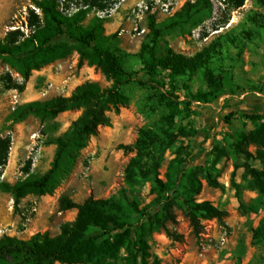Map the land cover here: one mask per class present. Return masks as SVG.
<instances>
[{"label": "rangeland", "instance_id": "rangeland-1", "mask_svg": "<svg viewBox=\"0 0 264 264\" xmlns=\"http://www.w3.org/2000/svg\"><path fill=\"white\" fill-rule=\"evenodd\" d=\"M91 1L95 5H91L84 24L92 16L101 15L103 33H115L118 38V47L124 56L123 67L137 71L135 81L122 88L128 103L107 111L110 125L99 126L88 137L64 180L50 194H29L15 209L11 194L0 191V238L7 235L26 240L36 233L57 235L60 226L76 216L71 214V209L60 208L61 199H70V196L80 201L90 196L115 197L126 203L135 202L141 208L157 196L152 178L164 180L170 161L178 154L184 157L185 153L192 152L196 155L193 165L207 169L214 166L212 171L218 186L208 185L200 171L199 192L185 196L195 204L208 202L221 212V218L209 217L195 206L193 213L199 223L195 230L182 198L176 197L169 211L170 219L148 238L150 259L157 260L158 264H264V190L258 189L244 166L248 163L262 170L263 165L255 155L254 146L247 147L249 155L245 159L243 153L234 150L232 141L236 132L248 133L253 129L244 114L264 113V0H244L236 8L232 7L233 0H210L209 10L192 9L195 12L191 18H181L179 25L162 34L158 55H163L164 48H170L185 58V65L173 68L162 64L157 77L170 82L181 99L187 93L208 89L207 72L224 77L226 82L215 99L207 103L193 102L196 116H177L171 124L166 118L170 113L166 101L143 83L146 52L142 46L148 40V17L160 23L175 17L187 2L197 0H172L170 14L152 0H144L149 10L134 23L127 20L128 9L140 0H123L120 4V0H87ZM84 3L85 0H59L58 7L64 13H71ZM99 3L103 8H98ZM30 10L40 14L31 0H0V40L13 30L26 36L30 30ZM134 25L144 32L137 34L132 30ZM78 61V53L71 50L32 70L24 81L16 64L0 56V137L8 136L11 147L0 180L13 184L26 175V168L32 176L43 174L54 157V139L82 113V109H73L44 121L33 115L20 121L13 119L12 113L19 105L69 96L76 87L60 86V90H50L42 96L49 82L63 83L50 74H73L78 85L93 81L105 87L111 83L100 69L85 62L80 65ZM8 79L16 85L24 83L23 90L19 91L16 86L8 88L5 84ZM230 112L233 116L226 120ZM210 127H214L213 135L208 134L207 139L203 140L200 133L196 135V131ZM139 129L154 135L155 143L138 154L132 146L127 150L119 148L120 144H133L139 137ZM167 133H173L169 143ZM133 158L136 167L131 165ZM126 169L130 170L129 176L124 173ZM123 256V250H119L115 257L107 256V259L123 264Z\"/></svg>", "mask_w": 264, "mask_h": 264}, {"label": "trees", "instance_id": "trees-1", "mask_svg": "<svg viewBox=\"0 0 264 264\" xmlns=\"http://www.w3.org/2000/svg\"><path fill=\"white\" fill-rule=\"evenodd\" d=\"M40 14L30 10L28 17L29 33L13 30L8 31L0 40V56L6 57L18 67L23 80H27L31 71L38 69L55 58L67 55L75 50L79 55V64L84 62L88 66H95L111 81L108 86L101 87L97 82L85 81L77 85L69 96H58L44 101H29L19 105L12 113L15 121L25 119L29 115L44 121L53 118L59 113L82 109L81 115L74 120L69 128L54 139L56 149L50 167L41 175L32 176L28 169H24L23 178L13 184L0 180V191L8 192L13 199V206L18 208L20 201L27 195L50 194L53 189L64 180L78 152L87 144L88 137L97 132L99 126L110 125L107 111L117 110L119 106L128 103V97L122 88L135 81L137 71L126 70L123 67V53L118 47V38L115 33H103L104 19L97 15L92 16L87 23L84 21L91 5L95 1L87 2L71 13H64L59 9V0H31ZM244 0H233L232 7L243 4ZM103 8L102 4L97 5ZM210 0L187 2L175 17L156 23L154 17H148L147 42L143 44L146 52L144 59L143 83L159 92L169 107L166 117L171 124L178 116L192 118L198 113L192 108L193 102L207 103L218 97L225 87V78L206 73V91L187 93L180 98L175 87L169 82L158 79V68L162 64L170 67L184 66L185 58L164 48L163 55L159 56L157 47L160 37L165 31L180 24V19H189L193 15L192 9L199 11L209 10ZM180 72L181 69H175ZM8 88L16 86L23 90V84L16 85L11 79L6 81ZM233 116L230 112L226 116L229 120ZM253 124L248 133L236 132L232 136L233 148L245 159L249 155L247 147H255V155L263 165L257 170L245 163V170L257 183L259 190H264V113L252 112L243 115ZM213 128L196 131L203 135H213ZM138 138L131 145L120 144L119 148L127 150L134 147L137 154L147 145L155 143V136L144 129H139ZM169 143L173 133H167ZM10 138L0 137V173L6 164ZM215 150H219L215 147ZM202 152V151H200ZM196 155L192 152L180 154L173 158L165 172V179L157 176L152 178L153 190L156 198L142 206L135 202H124L121 199L88 197L81 203L68 198L60 201L61 210L75 208L77 210L73 221L63 223L60 232L55 236L47 233H36L23 240L11 236L0 238V264H114L107 256L115 257L119 250H123V264H158L157 260L150 259L148 238L151 233L164 227L170 219V209L176 197L182 198L191 226L196 230L199 226L194 216L195 206L209 217L221 218V212L203 201L195 204L185 196L186 193L196 194L200 190L197 179L201 171L208 185L218 186L216 177L211 169L193 165ZM133 167L137 162L131 160ZM128 169L125 175L129 176Z\"/></svg>", "mask_w": 264, "mask_h": 264}, {"label": "built area", "instance_id": "built-area-1", "mask_svg": "<svg viewBox=\"0 0 264 264\" xmlns=\"http://www.w3.org/2000/svg\"><path fill=\"white\" fill-rule=\"evenodd\" d=\"M123 0H120L119 4L122 2ZM154 3L159 4L160 9L163 10V12L170 14L173 10V2L172 0H152ZM118 4H116L115 6L117 7ZM115 10V9H113ZM112 10V11H113ZM149 10V6L148 4L144 1V0H140L138 2H136L134 5H132L131 7H129L128 9V13H127V20L128 21H132L134 23L135 20H141L144 13L147 12ZM110 15V14H108ZM99 17H102L101 15H97ZM132 30L135 31L137 34H141L144 32V29H137V26L134 25L132 27ZM123 32V29L121 30V33ZM63 83L61 84H56L55 82H49L47 85V88L43 91L42 96H46L48 94V92L50 90H60V86H62L63 88L65 86H68V77H64L61 80ZM62 88V90H63ZM14 98H16V94L14 95ZM15 102H17V100H15ZM35 136V135H33ZM9 149L11 150V147H9ZM37 154H39V151H37ZM35 160V159H34Z\"/></svg>", "mask_w": 264, "mask_h": 264}, {"label": "crops", "instance_id": "crops-1", "mask_svg": "<svg viewBox=\"0 0 264 264\" xmlns=\"http://www.w3.org/2000/svg\"><path fill=\"white\" fill-rule=\"evenodd\" d=\"M50 76L54 78L55 80H59V81H61L64 77H68V87H74L78 85V83H76L77 77L73 74L60 75L59 73H54V74H50ZM70 199L71 201L76 202V203H81L82 201V200L80 201L78 198L74 196H70ZM70 212L71 214L76 215L77 210L73 208L70 210Z\"/></svg>", "mask_w": 264, "mask_h": 264}]
</instances>
